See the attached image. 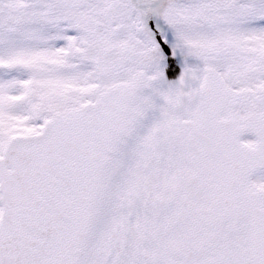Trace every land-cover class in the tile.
<instances>
[{
  "label": "snow or ice",
  "instance_id": "obj_1",
  "mask_svg": "<svg viewBox=\"0 0 264 264\" xmlns=\"http://www.w3.org/2000/svg\"><path fill=\"white\" fill-rule=\"evenodd\" d=\"M0 264H264V0H0Z\"/></svg>",
  "mask_w": 264,
  "mask_h": 264
}]
</instances>
